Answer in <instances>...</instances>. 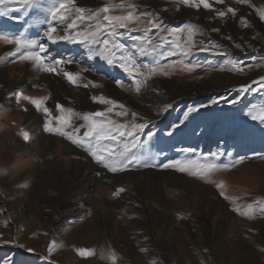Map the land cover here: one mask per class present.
I'll return each instance as SVG.
<instances>
[{
  "label": "rangeland",
  "instance_id": "374dc122",
  "mask_svg": "<svg viewBox=\"0 0 264 264\" xmlns=\"http://www.w3.org/2000/svg\"><path fill=\"white\" fill-rule=\"evenodd\" d=\"M57 2L46 0L44 5L0 17V32L9 35L23 32L26 38L38 40L47 27L41 23L47 17V8ZM209 2L213 3V10L202 7L196 10L174 0H75L76 6L92 10L106 4L117 6L110 15H123L125 12L119 6L133 4L137 6V15L153 12L165 27L196 25L205 33L202 37L197 35V40L205 43L210 40L225 53L197 52L190 57L179 54L166 57L161 61L163 64L183 60V64L197 67L184 69L179 65L168 76L157 75L140 94L128 91L131 80L119 68L109 67L99 58L91 61L97 66H90L84 49L78 44L74 45L75 49L63 42L49 44L48 54L53 51L54 58L75 60L76 63L62 66L68 67L67 71L91 69L83 73L82 83L91 80L99 87H76L62 76L35 70L32 80L28 77L24 81L26 75L18 63L11 62L12 57L0 61V70L5 68L11 72L10 80L24 81L6 94L3 93L5 85L0 83V264H109L101 255L109 251L115 253L116 264H264V217L248 220L233 212L235 205L220 195L214 183L159 167L109 173L67 140L44 133L43 113L27 102L17 105L12 96L17 90L34 98L48 96L45 106L54 115L56 103L86 113L108 107L93 103L91 96L113 99L124 104L129 112H136L141 122H148L157 132L151 142L152 153H160L157 163L187 158L180 151L182 148L194 149L202 159L223 152L221 163L246 157L235 168L216 172L211 179L223 182L227 194L238 198V205L264 200V158L257 155H264V125L245 115L253 105L264 107V88L253 84V90L244 93L239 103L231 104L241 96L237 90L242 85L264 77V62L259 59L264 57V23L257 15L264 8V0H249L247 4H238L236 0H224L223 4ZM5 7L8 6L0 5V9ZM228 7L236 10V17L228 14L225 19L218 18L215 9L226 11ZM14 17L20 19L17 21ZM241 19L249 26L244 27ZM129 26L137 27L136 24ZM214 28L219 31H212ZM154 34L155 30L149 33ZM129 35L140 36L142 32ZM171 39L161 51L171 49ZM121 42L128 50L135 44L127 36ZM67 45H70L67 51L62 52ZM13 50V46L0 42V57ZM136 59L143 64L150 63L152 58L137 56ZM234 61L239 62L238 67H233ZM40 77L47 81L38 80ZM115 80L123 81L125 86L118 87ZM67 90L80 97L76 100L65 95ZM56 94L60 99H54ZM224 96L227 102L191 113L173 136L165 134L183 119L188 109ZM166 104L173 105L168 112H164ZM22 107L28 111H22ZM119 110H113L112 118L122 123L130 121V116L116 117L114 112ZM36 117H40L39 123ZM80 123L83 121H77ZM22 129L29 132V143L23 141ZM50 143L54 146L48 152L45 145ZM10 147L16 150L7 162L4 157ZM67 147L74 153H69ZM51 163L58 165L59 170L50 179L45 167ZM76 163L93 167L89 175L99 177L100 189L82 191L80 187L75 193L68 192L77 172ZM120 188L124 191L116 195ZM49 244L54 245L51 254ZM76 249L94 250L95 254L83 259L76 254Z\"/></svg>",
  "mask_w": 264,
  "mask_h": 264
},
{
  "label": "snow or ice",
  "instance_id": "6c2138e0",
  "mask_svg": "<svg viewBox=\"0 0 264 264\" xmlns=\"http://www.w3.org/2000/svg\"><path fill=\"white\" fill-rule=\"evenodd\" d=\"M178 4L199 10L201 7L205 10H213V3L209 0H174ZM215 4H223L224 0H213ZM238 4H247L249 0H236ZM46 0H0V5H6L0 9V17H8L11 12H19L22 9L27 11L38 5H44ZM14 6V7H13ZM117 6L106 4L95 10L76 6L75 0H58L47 8V17L41 21L47 25L40 38L28 39L24 33L19 35H9L0 32V42L5 45L13 46L14 50L6 53L5 57H0V61H5L7 57H12V63L28 64L36 72H43L55 76H62L69 84L76 87L93 88L99 87L96 83L89 80L82 83L83 73L91 69L81 67L79 72L67 71L62 67L76 63L70 58H53L48 55L49 44L66 43L70 45H80L89 61L99 58L109 67L119 68L130 80L131 86L128 91L140 94L142 89L148 88V82L157 75L168 76L170 70H175L179 65L184 69H194L195 65L183 64V60L172 61L170 64H163L161 61L169 56L179 54L181 57H190L197 52H206L212 55H225L221 51V46L211 42L205 43L203 40H197V35L204 36L205 33L198 26L185 24L183 28L165 27L163 20L153 12H140L136 14V5L121 4L120 10L125 12L123 15H110ZM217 17L225 19L228 14L235 18L237 12L232 7L226 11L215 9ZM259 20L264 23V8L257 11ZM102 17V19H101ZM146 18V19H145ZM13 19L19 20V17ZM136 24V28L129 25ZM241 24L244 27L249 25L243 19ZM142 25V27H141ZM62 26V27H60ZM123 29L124 31H120ZM155 30L154 35H149ZM134 31H141L140 36H130ZM219 31V29H212ZM61 32L63 34H61ZM166 33V35H165ZM133 39L135 44L131 50L121 42L125 37ZM158 37V39H157ZM171 37V49L161 51L166 42ZM231 39V37H227ZM47 41L43 43L41 41ZM236 47L241 48L237 44ZM242 50V48H241ZM151 57L150 63L140 64L136 57ZM264 62V57L259 58ZM239 62L234 61L233 67H238ZM253 65H247L252 67ZM242 71V69H241ZM118 87H124L121 80H115ZM253 84H259L264 88V77L259 81L253 80L252 84L242 85L237 91L241 93L239 98L233 99L231 104L239 103L244 93L252 89ZM17 105L27 102L32 105L36 111L42 112L44 116L42 130L50 136H59L70 142L76 148L81 149L91 157L98 165L107 172L116 174L119 172L131 171L133 168L173 170L178 173H184L189 176L205 180L208 183H214L220 195L229 203L235 205L231 210L248 220H254L257 216L264 217V200L257 199L246 205L236 204L237 197L227 194V186L223 182H216L211 177L219 171H228L242 163L246 157L240 156L231 163H221L223 152L211 154V158L203 159L195 153L192 148H182L181 152L186 154L185 159H172L167 162L157 163V156L160 153L153 154L151 151V142L157 136L149 123L139 120L136 112H129L124 104L118 103L113 99H108L103 95H93L91 101L96 104L107 105L103 111H91L86 113L77 112L72 107H65L60 103L55 105V113L45 106L48 96L34 98L24 94L22 91H15L12 94ZM227 102V96L220 99L213 98L210 104H201L199 107H193L183 113V119L173 124L166 131V135L171 137L175 134L189 118L191 113L198 112L201 108L211 107L220 102ZM173 107L172 104L164 105V112H168ZM120 109L114 112L116 117L130 116V121L119 122L113 119L114 109ZM22 111H28L26 107ZM252 121L264 125V107L257 108L255 105L245 112ZM77 121L83 123L77 124ZM25 143L30 142V134L23 129L20 132ZM232 156V153H227ZM260 158L264 155L257 154ZM195 156L196 158H190ZM124 189L116 190V195L123 192ZM5 243H9L5 241ZM23 247V245H16ZM53 244H49V254H51ZM143 250V249H142ZM29 252L33 251L28 249ZM76 254L83 258L93 256L94 250L76 249ZM264 251V249H262ZM109 264H116L117 257L114 252L101 253ZM51 264V262H49ZM155 264V262H153Z\"/></svg>",
  "mask_w": 264,
  "mask_h": 264
},
{
  "label": "bare ground",
  "instance_id": "6f19581e",
  "mask_svg": "<svg viewBox=\"0 0 264 264\" xmlns=\"http://www.w3.org/2000/svg\"><path fill=\"white\" fill-rule=\"evenodd\" d=\"M62 27V26H61ZM68 46H70V45H67V46H64L63 47V49H62V52H64L66 49H68ZM74 46V45H73ZM5 49H7V48H5ZM74 49H75V46H74ZM55 50L56 51H59L60 49L59 48H55ZM67 51V50H66ZM69 52V51H68ZM72 52V51H71ZM49 56H51V57H53V51L51 52V53H49L48 54ZM76 55V54H75ZM54 58V57H53ZM7 60V59H6ZM88 62V61H87ZM19 64V63H18ZM94 65V63L93 62H91V61H89V65L91 66V65ZM20 66H21V68H20V71L21 72H23V73H25V79H24V81H26L27 80V78L28 77H30L29 78V80H32L31 79V76H32V72L34 71L32 68H31V66L30 65H28V64H19ZM94 66H97V65H94ZM5 69V68H4ZM4 69H1L0 70V83H2V84H4L5 85V88H4V90H3V93L4 94H6V93H8V92H10L12 89H14L15 87H17L18 85H21V84H23V82L24 81H21V82H19V83H16L14 80H10L9 79V77H11V72L9 71V70H4ZM96 69H98V67H95V70ZM65 70H69V68L68 67H66L65 66ZM72 71V70H71ZM107 72V74H109L110 72H108V71H106ZM38 80H40V81H43V82H45V81H47L46 80V78H43V77H40V79H38ZM34 81V80H33ZM61 86V85H60ZM3 88V87H2ZM63 89V88H62ZM71 90H67V91H65V95L66 94H68V96H73L75 99L76 98H79L80 97V95L79 94H77V95H73V94H71V92H70ZM82 93V92H81ZM70 96V97H71ZM54 97V99H58L59 98V96H58V94H56L55 96H53ZM63 97V96H62ZM154 98V97H153ZM60 99V98H59ZM77 100V99H76ZM82 100L84 101V98H83V96H82ZM81 100V101H82ZM35 117V116H34ZM40 122V117L38 118V117H36V123H39ZM58 143H57V141H56V145H57ZM60 144V143H59ZM40 146V145H39ZM45 146H47V149L46 150H48V152H49V150H52L53 149V146H54V143L52 144V143H50V145H45ZM15 150H16V148L15 149H12L11 147L10 148H8L7 150H6V157H4V160L5 161H7L8 162V160L10 159V157L12 156V154H13V152H15ZM66 150V149H65ZM67 151L69 152V153H74V150L72 149V148H69V147H67ZM48 156V155H47ZM55 165V166H54ZM74 168L76 169V175H75V177H74V181H73V184H72V187H69L68 188V192H70V193H75L76 192V190H78L80 187H83V189H82V191H85L86 189H93L94 190V188H96L97 187V189H100L101 188V185L100 184H98L99 182H98V180H99V177H97V176H94V175H89V172L91 171V170H94L93 169V167L92 166H89L87 163H76V164H74ZM45 173H47V177H51L53 174H55L56 173V175H57V172H58V170H59V166L58 165H56L55 163H51V164H47V166L45 167ZM43 176H45V175H43ZM44 178V177H43ZM49 178H47V179H49ZM51 179V178H50ZM48 181H52V180H48ZM103 184V183H102ZM92 190V191H93ZM153 191H154V189H153ZM89 193H90V191H89ZM83 194V193H82ZM78 195V194H77ZM81 195V194H80ZM80 195H78V196H80ZM80 199L81 198H83V197H79ZM87 199H89L88 201L90 202V201H92L91 200V196H87Z\"/></svg>",
  "mask_w": 264,
  "mask_h": 264
}]
</instances>
